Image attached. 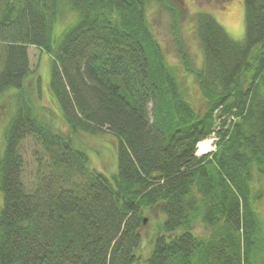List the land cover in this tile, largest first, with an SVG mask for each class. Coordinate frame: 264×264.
<instances>
[{
    "label": "trees",
    "instance_id": "trees-1",
    "mask_svg": "<svg viewBox=\"0 0 264 264\" xmlns=\"http://www.w3.org/2000/svg\"><path fill=\"white\" fill-rule=\"evenodd\" d=\"M149 1L0 0V264H264L253 182L264 177V0H243L240 40L209 12L193 15L200 67L176 34L202 108L185 98ZM29 46L52 58L46 90L67 132L38 111ZM80 133L114 139L112 174L89 165ZM28 136L41 147L29 184ZM211 137L214 149L197 155ZM147 210L164 217L143 259Z\"/></svg>",
    "mask_w": 264,
    "mask_h": 264
},
{
    "label": "rangeland",
    "instance_id": "rangeland-1",
    "mask_svg": "<svg viewBox=\"0 0 264 264\" xmlns=\"http://www.w3.org/2000/svg\"><path fill=\"white\" fill-rule=\"evenodd\" d=\"M162 1V2H161ZM150 0L147 8V19L149 25L164 49L167 61L175 69L177 77L181 83V88L184 91L185 98L196 108H202L203 98L197 86V82L192 73L186 72L183 63L177 55L176 34L180 35L181 44L188 55L189 61L194 68L202 65V50L199 46L198 38L195 34V22L193 15L198 11L209 12L214 19L225 29L233 39H241L244 35V8L243 0ZM182 7L183 10H182ZM176 8L179 13L178 21H173L171 13L168 9ZM182 11V12H181ZM177 12V14H179ZM73 14L60 19L55 25L56 33H59L68 23L73 20ZM173 26H178L176 31ZM175 31V32H174ZM28 54L30 59L31 70L34 71L28 82H30V90L32 97L39 108L41 114L48 121L63 132H67V127L63 122L60 114L55 110V106L50 100L47 89V82L50 76L51 57L46 52L37 47L29 46ZM41 77V98L37 99L35 92L37 76ZM212 146L214 149L215 139L212 137ZM76 144L84 149L90 157V166L104 172L107 175L112 174L116 170V157L114 139L108 134L90 136L80 133L75 137ZM0 143L2 138L0 137ZM212 149V150H213ZM1 150V144H0ZM20 153L24 158V182L32 181L33 170L36 162V152H41V147L35 139L28 136L21 142ZM253 182L256 188L262 192V198L257 202V210L260 214L264 227V177L259 178L258 174L254 175ZM2 197L0 194V206ZM145 221L140 230L142 237L141 254L143 259L151 250V239L153 232L155 233L157 224L163 220V214L158 215L157 212L147 210L144 211ZM197 232H202L201 226H196Z\"/></svg>",
    "mask_w": 264,
    "mask_h": 264
},
{
    "label": "bare ground",
    "instance_id": "bare-ground-1",
    "mask_svg": "<svg viewBox=\"0 0 264 264\" xmlns=\"http://www.w3.org/2000/svg\"><path fill=\"white\" fill-rule=\"evenodd\" d=\"M211 142H212L211 139H207V140H203V141L199 142L197 144V148H198L197 152L199 154H201V153H204L206 151L212 150L213 147H211L212 146Z\"/></svg>",
    "mask_w": 264,
    "mask_h": 264
},
{
    "label": "water",
    "instance_id": "water-1",
    "mask_svg": "<svg viewBox=\"0 0 264 264\" xmlns=\"http://www.w3.org/2000/svg\"><path fill=\"white\" fill-rule=\"evenodd\" d=\"M145 221V220H144Z\"/></svg>",
    "mask_w": 264,
    "mask_h": 264
}]
</instances>
